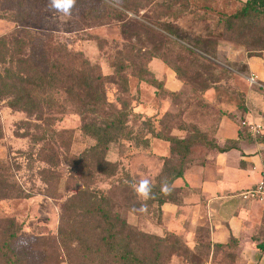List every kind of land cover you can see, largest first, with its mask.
I'll use <instances>...</instances> for the list:
<instances>
[{"label": "rangeland", "instance_id": "374dc122", "mask_svg": "<svg viewBox=\"0 0 264 264\" xmlns=\"http://www.w3.org/2000/svg\"><path fill=\"white\" fill-rule=\"evenodd\" d=\"M22 1L27 2L26 20L0 17V37L10 40L16 36L28 45L42 42L52 53L68 50L109 77L116 76V69L123 65L120 73L126 84L123 87L118 81L107 82L105 94L117 107L125 105L127 134L109 145L105 158L116 164L117 170L115 175L106 176L97 172L92 155L86 157L95 142L83 134L74 105L65 102L64 112L43 108L39 114H28L8 107L9 97L0 96V161L8 166L21 192L19 197L0 199V219L16 221L22 243L49 239L59 264H66L56 240L61 205L88 185L111 191L119 202L123 201L121 211L131 226L167 240L178 239L181 248L167 264L181 260L202 264L210 259L215 264H233L232 242L214 246L206 222L187 231L185 217H181V228L176 224L170 229L174 219H165L154 196L142 199L133 185L148 179L152 186H161L169 178L166 170H183L186 163L203 158L213 149L208 143L216 144L218 135L222 138L218 131L222 119L243 126L237 117L242 112L239 94L243 82L236 71L244 73L245 66L236 52L233 58L226 53L227 48L232 53L246 50L229 34L220 37V29L214 28L218 15L235 12L243 0H134L139 6L127 10L122 8L123 0H99L101 4L76 0L70 15L58 11L51 0H0V13ZM186 3L189 7L183 9ZM168 26L175 36L166 32ZM208 40L217 46L213 48ZM186 45L195 47L207 60L189 53ZM167 49L186 57L184 62ZM163 56L169 66L162 61ZM173 65H179L182 80L177 79ZM141 68L146 70L144 74ZM153 76L168 92L156 87ZM172 138L192 141L181 165L171 152ZM185 186L175 180L166 196H185Z\"/></svg>", "mask_w": 264, "mask_h": 264}, {"label": "trees", "instance_id": "16d2710c", "mask_svg": "<svg viewBox=\"0 0 264 264\" xmlns=\"http://www.w3.org/2000/svg\"><path fill=\"white\" fill-rule=\"evenodd\" d=\"M95 1L101 4L99 0ZM138 6L139 3L134 0H123V9ZM26 7V1L13 6V9L5 7L6 11H2L0 17L18 22L26 20ZM173 7V4L169 5L170 9ZM188 7L186 3L183 9ZM214 28L220 29V37L229 34L235 44L245 48L247 56H260L264 51V0H243L235 12L218 15ZM166 30L168 34L176 35L169 26ZM207 43L212 44L213 48L217 46L211 40ZM27 47H30L28 52ZM184 47L197 58L207 60L196 52L195 47ZM167 51L173 53L169 49ZM173 55L179 62H184L183 59L186 58L174 53ZM77 57V54L68 50H56L52 53L42 42L28 45L25 40L16 36H11L10 40L0 37V96L9 97L6 102L8 107L28 114H39L43 108L64 112L65 102L74 105L82 121L83 134L95 142L86 152L89 153L86 157L92 155L95 158L97 172L113 176L117 166L106 160L105 155L111 143L127 134L128 111L125 105L117 107L107 100L105 84L118 81L124 87L126 79L120 73L123 65L116 69V76L109 77L102 75L96 65H90L86 59ZM162 61L169 64L164 56ZM171 68L177 79L182 80L179 65ZM140 70L143 74L146 72L143 68ZM149 72L152 74L150 70ZM153 82L158 89L168 92L154 76ZM197 92L204 94L199 89ZM236 94L238 95L237 92ZM239 99V110L242 111L244 106L241 94ZM170 140L174 143L171 152L178 156L181 165L192 141L179 138ZM208 145L217 148L213 141ZM164 172L165 170L162 174ZM166 174L169 176L166 182L171 187L176 179L182 177L183 170L182 167L169 168ZM160 189L159 184L152 186L153 199L160 213H163L161 208L164 203L179 204L182 200L183 194H180L181 199H177L175 195L166 196ZM48 195L52 196L49 193ZM19 196L21 192L12 181L8 166L0 161V199ZM123 207V201L119 202L113 192L92 189L88 185H83L66 199L61 205L56 239L66 264H167L168 258L181 248L180 241L176 238L167 240V237L145 233L131 226L121 211ZM20 239V227L16 221L12 218H1V264H59L49 239L36 238L25 243L20 242ZM227 244L214 246L224 247ZM185 261L181 260L180 263Z\"/></svg>", "mask_w": 264, "mask_h": 264}, {"label": "crops", "instance_id": "0c3cea01", "mask_svg": "<svg viewBox=\"0 0 264 264\" xmlns=\"http://www.w3.org/2000/svg\"><path fill=\"white\" fill-rule=\"evenodd\" d=\"M233 52L227 48L226 55L233 58L236 52L245 66L244 73L236 71L243 82L244 106L237 117L246 124L259 125L260 134L256 138L246 126L222 119L217 148L184 165L183 175L176 181L186 184L188 192L179 204L164 203L162 212L165 219H174L170 229L182 225L181 217L186 218L187 231L206 222L213 244L234 245L233 264H264V200L243 201L239 197L259 181L264 166V93L247 79L253 75L264 84V51L260 56H247L241 48Z\"/></svg>", "mask_w": 264, "mask_h": 264}, {"label": "built area", "instance_id": "2783aa9c", "mask_svg": "<svg viewBox=\"0 0 264 264\" xmlns=\"http://www.w3.org/2000/svg\"><path fill=\"white\" fill-rule=\"evenodd\" d=\"M248 82L250 85H256L263 89L264 91V84L260 83L256 80V78L251 75L247 77ZM243 126H246L248 129V132L251 133L253 136H256L260 134L261 127L256 124H246L245 122H242ZM239 197L243 201H263L264 200V166L260 173L259 181L253 186L248 189H245L239 193ZM178 264H191L187 261L178 263ZM204 264H213L211 259L206 261Z\"/></svg>", "mask_w": 264, "mask_h": 264}, {"label": "clouds", "instance_id": "9594fccd", "mask_svg": "<svg viewBox=\"0 0 264 264\" xmlns=\"http://www.w3.org/2000/svg\"><path fill=\"white\" fill-rule=\"evenodd\" d=\"M53 7L65 15H70L72 8L75 6L76 0H51ZM135 193L144 200H148L152 196V185L150 180L141 179L133 185ZM161 192L165 195L170 193V187L167 182L161 184Z\"/></svg>", "mask_w": 264, "mask_h": 264}]
</instances>
